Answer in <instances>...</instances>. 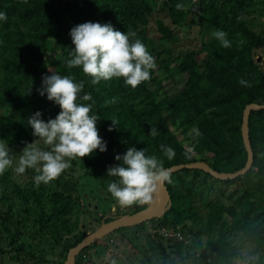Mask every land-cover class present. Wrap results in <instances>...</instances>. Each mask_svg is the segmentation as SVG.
<instances>
[{"label":"trees","instance_id":"trees-1","mask_svg":"<svg viewBox=\"0 0 264 264\" xmlns=\"http://www.w3.org/2000/svg\"><path fill=\"white\" fill-rule=\"evenodd\" d=\"M177 3L182 8L177 9ZM0 11L7 17L0 22V142L8 144L14 165L32 140L28 118L39 110L47 120L60 111L38 91L43 76L52 71L83 81L82 94L90 93L92 100L80 102L92 104L90 112L97 116L98 134L107 142L105 151L97 149L81 159H71L48 183L35 185L32 179L23 187L15 181L18 173L13 168L0 173V181L11 182L33 219L35 237H56L62 230L70 234L77 229L72 239L56 243L58 264H64L69 248L88 232L79 225V179L90 176L107 188L115 179L107 175V168L119 164L116 154H123L128 147L163 159L165 167L200 160L218 172H234L244 166L242 111L248 103H264V65L257 58L259 50L264 53V30L255 29L248 18L264 14V0H0ZM156 13L158 34L152 38L147 25ZM85 21L109 22L114 29L134 33L130 40L140 39L154 64L153 42H164L171 55L160 61L164 73L158 74L155 65L151 78L135 88L126 85L122 77L93 85L78 66L66 65L74 47L70 29ZM177 25L184 31H177ZM217 29L227 33L231 47H222L211 35ZM190 30L200 37L196 48L188 43ZM178 44L182 49L175 52ZM240 79L247 85L240 84ZM248 125L253 161L244 174L219 179L189 167L170 173L171 183L165 182L170 206L161 217L148 221L155 227L172 228L179 239L175 236V244H143L134 264H156V260L163 262L157 264H234L242 254L235 241L238 235L262 253L248 264H264V108L251 110ZM150 129L156 135H151ZM162 144L174 149L172 160L163 157ZM45 150L51 147L47 145ZM26 170L37 174L34 169ZM146 205L139 204L137 211ZM0 212L14 252L11 257L19 260L29 251L17 239V225L28 218L17 215L14 221L10 204ZM134 227L141 228V223ZM98 245L99 241L82 248L75 264L88 263L89 250Z\"/></svg>","mask_w":264,"mask_h":264},{"label":"clouds","instance_id":"clouds-1","mask_svg":"<svg viewBox=\"0 0 264 264\" xmlns=\"http://www.w3.org/2000/svg\"><path fill=\"white\" fill-rule=\"evenodd\" d=\"M176 8H182V4L177 3ZM6 19V14L0 11V22ZM69 34L74 47L66 65L78 66L93 85L122 77L126 85L135 88L151 78L150 70L155 67L153 56L140 39L130 40L134 33L114 29L109 22L85 21L74 25ZM211 35L222 47H231L225 31L217 29ZM239 82L248 83L244 79ZM83 87V81H75L71 75L52 71L43 76L38 91L46 94L60 111L54 118L44 120L37 110L27 121L33 135L51 146V150L29 143L14 165L8 144L0 142V173L13 168L15 173L22 174L31 168L37 173L34 176L37 185L48 183L68 167L71 159H81L97 149L106 150L107 142L98 134L97 116L90 112L92 104L80 102L92 100L90 93L82 94ZM111 120L113 125L117 124L116 120ZM150 134L156 135V131L150 129ZM160 148L163 157L173 159L175 151L171 146L162 144ZM115 159L120 163L106 170L108 176L115 178L107 184V191L120 206L151 204L165 182L171 183V169L164 166L163 159L146 156L143 149L128 147L123 154H116Z\"/></svg>","mask_w":264,"mask_h":264},{"label":"rangeland","instance_id":"rangeland-1","mask_svg":"<svg viewBox=\"0 0 264 264\" xmlns=\"http://www.w3.org/2000/svg\"><path fill=\"white\" fill-rule=\"evenodd\" d=\"M158 17L159 15L157 13L154 14L152 16L153 20L149 21L147 25L149 26L150 30L148 34L149 37L153 36L152 38H154V36L158 34V32L155 30L156 26L154 22V18ZM248 22L255 29L263 28L264 30V14L259 15L258 13H254V16L248 18ZM175 28L179 32H181L183 29L181 25H177ZM187 38L188 43L191 47L196 48L199 46L200 37L197 31L190 30V33H188ZM153 45L155 47V65L157 68V73L161 75L162 73H164V69L160 61L162 59H167V57L169 56L171 57V55L166 53L165 49L167 46L164 42L155 41L153 42ZM181 46L182 45L178 44V47L176 48L175 52L181 50ZM257 54V58L260 59L259 61H262L264 65V53H261V50H259V53ZM175 65L176 63L174 64V67ZM30 143L44 150L45 146H47L43 143L42 139L34 135L32 136V140H30ZM74 175L77 177L78 173L74 172ZM34 176L35 174H33V172L25 170L24 173L17 175L15 181L18 182L20 185H23V187H28L31 180L34 179ZM9 182L0 181V208L6 210L7 205L10 204L12 207V211L15 214L14 221L17 219V215L19 218H28L25 221V224H21L20 222L18 223L17 228L19 229L20 235L17 239L19 242H24V245L26 246V249L29 252L22 253L19 260H15L13 257H11L12 255H14V252L10 249V239L6 235V232L4 230V221L1 218L2 212H0V264H42L43 262H46V264H58L61 259L58 248L56 247V243H61L63 239H72L74 233L77 232V229H74L73 232L70 234L62 230L57 234L56 237L45 234H35L37 235L35 237V227L32 221L33 219L30 215L27 214L29 212L27 210H24V205L17 198L16 194L13 191V185L11 186V182ZM32 182H34V180ZM79 182L81 183V190L79 192V208L82 212L79 217V225L82 226L81 228L85 231H92L96 227H98L101 222H106L105 218L107 216L115 214L120 216L137 212V207L139 205L134 204L132 206L127 207L120 206L111 196V194L108 193L107 188H104L99 183V181H97V179L93 180L92 177L89 176L80 178ZM34 184L37 185L35 182ZM200 208L201 207L199 206V213H201ZM161 216H158L156 218H159ZM153 225L154 223L145 221L141 223V228H136L134 227V225H127L119 227L107 233L105 236L97 240L99 241V245L96 248L92 247L89 250L87 258L88 263L86 264H134L135 260L137 259L133 258L138 252L139 247L143 244L144 246L148 243L175 244L174 238L175 236H179L175 230H172V228L155 227ZM143 233L148 234L146 237H143ZM140 235L142 236L141 238ZM188 238H190V235L187 236V241L189 240ZM199 239H202L201 235L199 236ZM235 241L239 244L240 251L242 254L240 257H237L234 260V264H248L250 263V261H254L257 257L261 256V251L254 245V243L248 241L244 236H236ZM162 253L165 254L164 251H162ZM175 258L176 260H178L177 254H175ZM158 262L163 263L160 260H156L155 263L157 264ZM139 264H148V261L143 263L139 262Z\"/></svg>","mask_w":264,"mask_h":264},{"label":"water","instance_id":"water-1","mask_svg":"<svg viewBox=\"0 0 264 264\" xmlns=\"http://www.w3.org/2000/svg\"><path fill=\"white\" fill-rule=\"evenodd\" d=\"M262 108H264V103L251 102L246 104L242 111L240 131L242 141L246 150L247 158L244 166L239 170L234 172H218L217 170L213 169L208 163L202 160L193 161L190 163L174 164L166 168H170L171 173L184 167L199 168L204 171H207L212 176L219 179L234 178L238 175L244 174L250 168L253 161V151L249 139V114L251 110H259ZM153 203L147 204L146 207L135 213L120 215L109 221L101 222L100 225L94 230L87 232L86 236L80 242L69 248L66 258L64 260V264H75V257L82 248L88 246L91 243L96 242L98 239L105 236L107 233L119 227L127 225H137L139 223L161 216L164 212H166V210L170 206V196L167 186L165 184L160 193L156 196V199Z\"/></svg>","mask_w":264,"mask_h":264},{"label":"bare ground","instance_id":"bare-ground-1","mask_svg":"<svg viewBox=\"0 0 264 264\" xmlns=\"http://www.w3.org/2000/svg\"><path fill=\"white\" fill-rule=\"evenodd\" d=\"M155 199H156V197L154 198L153 202L155 201ZM153 202H152V203H153ZM153 204H154V203H153Z\"/></svg>","mask_w":264,"mask_h":264}]
</instances>
